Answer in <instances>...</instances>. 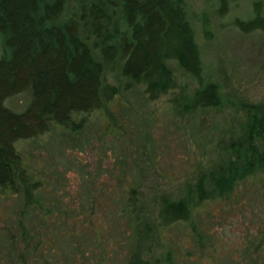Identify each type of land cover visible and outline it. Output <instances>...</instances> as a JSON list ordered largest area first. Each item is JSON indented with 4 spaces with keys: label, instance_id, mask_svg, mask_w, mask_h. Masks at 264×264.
Wrapping results in <instances>:
<instances>
[{
    "label": "rangeland",
    "instance_id": "374dc122",
    "mask_svg": "<svg viewBox=\"0 0 264 264\" xmlns=\"http://www.w3.org/2000/svg\"><path fill=\"white\" fill-rule=\"evenodd\" d=\"M80 1L66 0L63 17L76 13ZM254 1H231L218 16L217 0H185L204 81L218 86L219 106L181 111L198 83L175 60L166 64L177 86L156 99L125 77L118 61L103 72L116 96L101 110L76 115L84 118L80 131L53 124L15 143L39 183L21 185L18 194L0 189V264H249L264 258V173L221 198L199 201L195 189L201 177L213 190L212 176L235 157L230 143H245L247 112L240 105L264 106V30L243 33L231 24L252 17ZM30 99L25 91L4 103L20 111ZM162 196L189 197L190 217L163 225Z\"/></svg>",
    "mask_w": 264,
    "mask_h": 264
},
{
    "label": "trees",
    "instance_id": "16d2710c",
    "mask_svg": "<svg viewBox=\"0 0 264 264\" xmlns=\"http://www.w3.org/2000/svg\"><path fill=\"white\" fill-rule=\"evenodd\" d=\"M78 4L77 12L63 17L66 0H0V189L18 194L21 185H38L24 166L15 143L44 134L53 124L73 133L83 127L80 113L101 110L114 99L117 88L103 79L105 69L122 62L121 73L142 83L150 99L177 86L166 64L175 60L198 87L179 105L181 111L221 104L214 82H206L194 29L185 0H91ZM234 0H217L215 13L223 16ZM240 32L264 30L262 0L253 2V16L235 18ZM206 27V26H204ZM207 33L208 30L205 29ZM28 91L31 99L20 111L5 100ZM176 97L172 103L175 105ZM247 118L245 143L231 142L235 156L212 176L213 190L204 179L196 183L198 200L227 196L237 184L264 173V106L241 104ZM134 191V189H132ZM189 197L170 200L162 196L163 225L190 217ZM264 254V253H263ZM166 262H170L167 255ZM163 264V263H161ZM249 264H264L260 256Z\"/></svg>",
    "mask_w": 264,
    "mask_h": 264
}]
</instances>
